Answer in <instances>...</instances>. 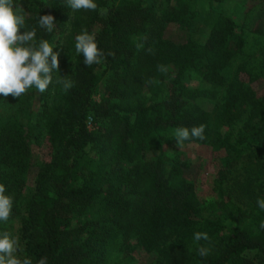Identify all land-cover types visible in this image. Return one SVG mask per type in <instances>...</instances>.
<instances>
[{"label":"trees","instance_id":"trees-1","mask_svg":"<svg viewBox=\"0 0 264 264\" xmlns=\"http://www.w3.org/2000/svg\"><path fill=\"white\" fill-rule=\"evenodd\" d=\"M168 1L156 19L154 0H95L98 8L87 12L81 31L95 33L106 59L87 67L75 53L70 70L59 69L57 78L73 86H61L53 115L44 107L39 117L34 112V87L19 98L0 95V184L13 198L0 233L19 238L21 258L108 264L125 244L128 253L133 246L156 251L155 264H264V209L256 203L264 199V93L250 86L257 73L235 63L246 32L223 12L224 0H205L202 9L197 0ZM14 3L25 30L36 28L34 43L52 44L68 11L65 0ZM46 14L56 24L51 33L37 25ZM152 21L160 29L146 40ZM167 23L180 29L178 39L163 36ZM197 26L205 29L200 40L191 37ZM253 32L263 34L260 26ZM186 72L204 86L188 87ZM135 86L144 94L133 95ZM201 124L205 138L187 141L223 152L206 180L199 171L192 178L182 161L162 151L176 128ZM38 136L45 144L39 157ZM241 158L253 175L242 202L229 220L203 216L201 182L236 180L229 172ZM196 232L210 240L195 241ZM201 246L210 249L205 257Z\"/></svg>","mask_w":264,"mask_h":264},{"label":"rangeland","instance_id":"rangeland-1","mask_svg":"<svg viewBox=\"0 0 264 264\" xmlns=\"http://www.w3.org/2000/svg\"><path fill=\"white\" fill-rule=\"evenodd\" d=\"M168 3V0H154L156 19L159 17L160 12L168 6ZM196 7L201 9L204 8L205 0H197ZM222 8L223 12L241 24L246 32L245 42L240 56L241 59L238 58L235 60V63H242L249 73H257V76L249 80V83L257 95L262 94L264 93V0H224ZM87 12L88 11L85 10L74 11L68 7L62 27L55 34L51 42L52 45H54L53 51L59 53V69L70 70L72 66L73 56L76 53L75 37L81 32ZM257 26L261 27L263 31L262 35L253 32ZM148 28L146 40L150 39L151 30L158 31L160 29L158 23L154 21H152ZM203 28L204 27L201 26L193 28L191 37L198 40L202 39L205 35V29ZM162 33L164 37L171 40L178 39L181 35L180 29L171 23L164 24ZM57 77L58 72L54 71L53 83L49 85L48 90L41 95L37 92L35 96L34 112L38 117L43 107L45 115H53L60 104L59 93H61V85L55 83L56 79H58ZM241 79L247 80L249 78L243 73L241 74ZM183 81L188 87L195 88L204 86L200 78L193 72H186ZM132 94H144V89L135 86ZM41 98L45 99V104H40ZM41 119L43 122L44 119ZM34 145L37 156H41L45 148L42 136H38ZM162 151L165 154L174 155L177 160L182 161L186 166V171L189 172L192 178H194L199 171L198 178L202 180H206L208 176L212 177L213 174L211 171L214 169H212L211 166L221 165L222 160L220 158L223 155L222 151H215L208 145L196 144L191 141H184L182 146H177L174 137L171 139L170 143L162 147ZM155 153L149 152L147 157H155ZM246 166L247 162L241 158L236 167L230 170L229 174L235 177L236 180L229 179L228 181L227 179L216 185H212V183L205 180L201 182L199 195L205 199L201 209V214L203 216H209L221 221L229 220L232 216L233 208H235L234 204L242 202L238 197L243 194L242 191L253 176L247 174L249 170L246 169ZM238 180H240V183H237ZM31 181L32 179L30 177V184ZM124 245L125 244L121 247H117L116 251H114L116 261L124 264L126 256L130 254L132 257L128 258L130 260L127 264H155L157 259L156 251H145L137 246H133L128 253ZM116 261L112 259L108 264H117Z\"/></svg>","mask_w":264,"mask_h":264},{"label":"clouds","instance_id":"clouds-1","mask_svg":"<svg viewBox=\"0 0 264 264\" xmlns=\"http://www.w3.org/2000/svg\"><path fill=\"white\" fill-rule=\"evenodd\" d=\"M65 4L72 10L96 11L98 5L95 0H65ZM106 14V9H101ZM37 25L47 32L55 28L54 17L51 14L39 15ZM25 16L16 10L14 0H0V95L19 98L26 94L28 89L35 88L39 93L48 90L53 83V72H58V52L53 51L54 45L47 40H41L38 46L34 43L36 28L25 30ZM21 29L23 31L21 32ZM75 52L83 56V63L87 67L101 64L105 59L104 52L98 47L95 33L86 29L75 37ZM109 56L114 53L109 52ZM158 71L166 72L163 65H158ZM64 90L73 85L70 80L60 76L55 81ZM205 125L178 127L174 131L177 146H182L184 141L196 138L204 139ZM6 189L0 184V222H7L12 215L13 198L5 194ZM257 206L264 209V199L257 200ZM260 228L264 229V222ZM193 239L209 241L210 237L205 232L194 233ZM19 238L8 232L0 233V264H33L29 257L21 258ZM210 249L204 246L198 248L200 256L205 257ZM35 264H48L46 256L41 257Z\"/></svg>","mask_w":264,"mask_h":264},{"label":"built area","instance_id":"built-area-1","mask_svg":"<svg viewBox=\"0 0 264 264\" xmlns=\"http://www.w3.org/2000/svg\"><path fill=\"white\" fill-rule=\"evenodd\" d=\"M90 126V121H89V119H87V127H89Z\"/></svg>","mask_w":264,"mask_h":264}]
</instances>
